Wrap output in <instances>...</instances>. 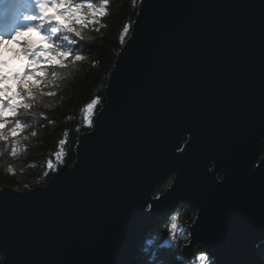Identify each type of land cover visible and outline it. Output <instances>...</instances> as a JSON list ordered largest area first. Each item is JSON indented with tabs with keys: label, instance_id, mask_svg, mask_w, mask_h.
<instances>
[{
	"label": "water",
	"instance_id": "1",
	"mask_svg": "<svg viewBox=\"0 0 264 264\" xmlns=\"http://www.w3.org/2000/svg\"><path fill=\"white\" fill-rule=\"evenodd\" d=\"M104 94L73 163L0 188L2 264H138L180 204L186 258L264 264V0H140Z\"/></svg>",
	"mask_w": 264,
	"mask_h": 264
},
{
	"label": "trees",
	"instance_id": "2",
	"mask_svg": "<svg viewBox=\"0 0 264 264\" xmlns=\"http://www.w3.org/2000/svg\"><path fill=\"white\" fill-rule=\"evenodd\" d=\"M139 1L61 0L58 12L63 14L57 17L73 27L61 26L54 16L41 18L38 33L45 46L38 54H30L36 77H28L24 85L36 84L37 91L18 98L20 104L30 103L28 109L15 114L6 109L8 121H0V188L27 191L46 185L67 159L75 161L78 137L93 127L105 102L108 75L130 36ZM99 9L104 11L96 15ZM0 87L16 91L18 83L7 79ZM89 104H93L92 112ZM17 119L21 127L16 131ZM173 179L170 174L157 182L154 195L165 191ZM195 216L180 204L159 220L139 245L138 264H202L201 253L206 254L207 264H214L205 247L197 246L192 258L182 253V245L189 240L187 224ZM258 252L264 258V243Z\"/></svg>",
	"mask_w": 264,
	"mask_h": 264
},
{
	"label": "snow or ice",
	"instance_id": "3",
	"mask_svg": "<svg viewBox=\"0 0 264 264\" xmlns=\"http://www.w3.org/2000/svg\"><path fill=\"white\" fill-rule=\"evenodd\" d=\"M8 0H0V5L7 3ZM41 8L43 10V17H47L49 15H52L53 13L50 14V8L47 7L46 5H41ZM104 10L99 9L96 10V15L99 13H102ZM56 13L63 14L62 12H55L54 18L56 19L57 23L60 24L61 26H67V27H73L71 24L70 25H65L59 21V18L57 17ZM35 18V17H33ZM65 19H68V17H65ZM14 22V13L12 8H7V15L4 20V25L3 28L5 31H0V33L3 32H9L7 29L9 28L10 25H12ZM37 29L42 30V25L40 27H28L24 29H19L18 31L15 32L14 35L12 36H4L0 35V45H3L6 40H11L13 38H16L19 40L21 36L26 35L27 32H33ZM127 30V29H125ZM46 39V37H45ZM20 43L24 44L23 48V53L25 56L29 58V63L22 65L16 69L13 70L11 73V77L9 74L5 71H3V65L7 63V61L0 60V85L3 84V82L9 78H13L17 81L18 83V89L16 91H13L10 88H5V87H0V121L7 122L8 119L5 116V110L6 109H11V111L15 114L18 109H28L30 107V103H25V104H20L18 103V98L20 96H26L28 93L31 92H36L37 91V85L36 84H30L28 83V87L25 88V83L28 82V77H36V73L33 71V66H32V57L30 55L31 51L33 48L38 47L39 44H34L31 43L30 41L23 40L19 41ZM38 79V77H37ZM95 103V101L93 102ZM92 104L88 105V108H92ZM18 119L15 121L16 123V131L20 130L21 125L17 123ZM200 261L202 264H207V256L204 253H201L200 255Z\"/></svg>",
	"mask_w": 264,
	"mask_h": 264
},
{
	"label": "rangeland",
	"instance_id": "4",
	"mask_svg": "<svg viewBox=\"0 0 264 264\" xmlns=\"http://www.w3.org/2000/svg\"><path fill=\"white\" fill-rule=\"evenodd\" d=\"M9 1L11 4V8L14 11V22L7 29V31L9 32L0 33V35H3L5 33L4 36H12L19 29L39 27L40 17L43 16L41 5H46L50 8V14H53L47 16L46 18H51L55 16L56 10L58 12V5L61 2V0H19L20 3L16 5V0ZM15 5L18 7L14 10ZM0 31H5V29L2 28ZM36 31L37 30L33 32H27L26 35L21 36L19 40H17L16 38L6 40L3 45H0V60L7 61V63L3 65V71L7 72L10 77L14 69L28 63L27 56H25L23 53V48L25 45L20 43L19 41L27 40L31 43L39 44L38 47L33 48V50L31 51L36 52V54H38L39 48H42V46L44 45L43 38L39 36ZM12 79L13 78H9L8 82ZM92 109L93 106L91 109H89V111L92 112Z\"/></svg>",
	"mask_w": 264,
	"mask_h": 264
},
{
	"label": "clouds",
	"instance_id": "5",
	"mask_svg": "<svg viewBox=\"0 0 264 264\" xmlns=\"http://www.w3.org/2000/svg\"><path fill=\"white\" fill-rule=\"evenodd\" d=\"M7 6H5L3 9H0V16H2L3 18H4V20H5V18H6V15H7ZM0 38H2V37H0ZM6 42V41H5ZM206 255V254H205Z\"/></svg>",
	"mask_w": 264,
	"mask_h": 264
},
{
	"label": "bare ground",
	"instance_id": "6",
	"mask_svg": "<svg viewBox=\"0 0 264 264\" xmlns=\"http://www.w3.org/2000/svg\"><path fill=\"white\" fill-rule=\"evenodd\" d=\"M3 22H4V20H3ZM67 160H68V159H67ZM155 196H156V195H155ZM173 211H174V210H173ZM171 212H172V211H171ZM171 212H170V213H171ZM170 213H169V214H170ZM166 216H167V215H166ZM166 216H164L163 218H165ZM163 218H157L156 221H155V225H154V226H156L157 223H158V221L161 220V219H163ZM188 224H191V222H188Z\"/></svg>",
	"mask_w": 264,
	"mask_h": 264
},
{
	"label": "flooded vegetation",
	"instance_id": "7",
	"mask_svg": "<svg viewBox=\"0 0 264 264\" xmlns=\"http://www.w3.org/2000/svg\"><path fill=\"white\" fill-rule=\"evenodd\" d=\"M154 230V229H153Z\"/></svg>",
	"mask_w": 264,
	"mask_h": 264
}]
</instances>
